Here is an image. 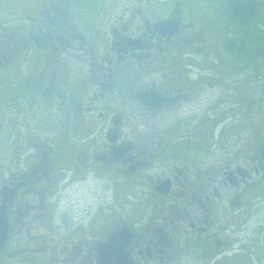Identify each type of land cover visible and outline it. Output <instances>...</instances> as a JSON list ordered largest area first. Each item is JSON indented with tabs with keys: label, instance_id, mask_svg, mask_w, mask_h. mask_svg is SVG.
<instances>
[{
	"label": "flooded vegetation",
	"instance_id": "af4514ba",
	"mask_svg": "<svg viewBox=\"0 0 264 264\" xmlns=\"http://www.w3.org/2000/svg\"><path fill=\"white\" fill-rule=\"evenodd\" d=\"M71 3L20 0L9 20L0 12V264H98L99 253L125 264H252L244 239L264 216L255 102L240 109L234 73L201 70L203 28L179 3L155 16L135 0L110 25L111 11L100 26L85 19L90 36ZM142 62L163 64L167 77L129 94ZM211 84L221 93L202 115ZM129 104L144 115L166 108L172 124L139 134Z\"/></svg>",
	"mask_w": 264,
	"mask_h": 264
},
{
	"label": "rangeland",
	"instance_id": "374dc122",
	"mask_svg": "<svg viewBox=\"0 0 264 264\" xmlns=\"http://www.w3.org/2000/svg\"><path fill=\"white\" fill-rule=\"evenodd\" d=\"M24 1V0H21ZM73 4L71 8V14H73L75 17H77L79 20L78 25L79 27L86 32L87 35L90 36L91 34V28L89 25L85 23V19L90 22V24H94L95 26H100L101 23H103L102 14H108V12H112L111 16L106 18L105 24L110 25L111 22H113L116 18H119L120 14H123V17H126L128 14L127 9L129 10L130 6L132 4H135V0H70ZM142 2H148L152 9L155 10L153 15H157L158 11H164L171 8L176 7V4H180V8L183 9L182 16L186 17L187 19L195 18L197 21V24L200 25L203 28V34H204V43H205V49L204 53H202L201 62V70H206L205 72H208L209 74H212L214 72H220L224 76H230L231 74H235L229 82L233 81L232 87H234L236 90L234 91V94H237L235 99L239 102L240 109L242 110L245 106V103L252 99L253 102H255L256 110L255 112V128L257 133L261 132V130L264 129V46H262L260 43L255 44V47H257L258 52L260 54H263L262 57H260L259 61H256L255 59H251L248 63L254 65L255 68L251 67L250 65H243L241 62L237 59V54L233 53L231 51H228L227 49L224 50L222 48L223 40L229 39V38H236L237 35L234 32L233 23L226 15L225 17L219 12L223 8L221 4H218L214 0H140ZM20 0H0V12L2 10L5 11V20H9L13 16H15V11L11 8L9 9L8 6L15 5L18 6V3ZM257 2V10L258 14L255 17V26L257 33H259V36L261 33L264 34V28L257 27L258 25L263 26L264 21V0H256ZM10 3V4H9ZM115 3V4H114ZM114 4V5H113ZM178 6V5H177ZM179 7V6H178ZM93 22V23H92ZM14 23V22H13ZM10 22L9 24H12ZM84 23V24H83ZM93 25V26H94ZM93 32V31H92ZM231 33H234L232 37H230ZM264 37V36H263ZM237 44V43H236ZM183 48L180 49L182 51ZM177 59H175L172 62H168L166 64L167 70L170 69H178L177 65ZM141 64V63H140ZM257 64V65H255ZM259 64V65H258ZM70 65L75 66V63H68V68L73 69ZM78 65V64H77ZM242 65V67H240ZM83 65H78L77 67L81 68V70H85V68L82 67ZM163 64L153 63L149 65H145L144 62H142L141 67L133 66L131 65V72L130 77H133L131 82H128V91L129 94L132 92L131 89H135L136 87H143V86H157L161 80H163L165 77H167L168 72L162 71ZM256 71V72H255ZM76 78L74 77H68V80H66L68 83L73 84L75 82ZM63 82V80H60ZM171 82H166L165 86H173L170 84ZM228 85V86H230ZM82 86L79 88L81 91L83 89ZM132 87V88H131ZM220 86L217 85H204L201 86V88L205 89L204 91L200 92V105L197 107L199 108V111L202 112V115L204 113V110L211 111L212 108V101L215 100L220 92ZM70 93L69 91H66ZM146 89L142 90V93H145ZM141 96V95H140ZM6 102H9V97L3 96V100L1 103H4L6 106L3 108L6 110V112H10L11 104H8ZM57 102H51L48 101V126L50 128L51 124V118L54 117V120L56 121L58 112L57 109H54L55 104ZM207 103L208 107H204L203 104ZM226 105V104H225ZM122 106V105H121ZM37 107V105H36ZM122 108V107H121ZM124 108V107H123ZM22 110V111H20ZM4 111V110H3ZM225 112L226 110L223 109ZM143 112H145L142 108L137 107V105H130L128 106V121L131 123L137 133H141L142 131H146L148 134L149 132L151 134H158L162 131H166L170 125L172 124L171 118H170V112L168 109H164V111H160V115L157 114H151V115H144ZM18 114L25 115L26 110L24 106H21L18 108L17 112ZM36 113V112H34ZM33 113V114H34ZM157 113V111H156ZM38 114V113H36ZM209 115V114H208ZM210 116V115H209ZM12 117V116H11ZM210 118V117H209ZM235 123H241L240 119H235ZM55 124V123H53ZM188 129H190L189 124L186 125ZM27 129H29L32 133L33 130L30 126L26 125L24 126ZM55 127V126H54ZM173 127V126H172ZM171 127V128H172ZM17 129L20 131L22 130L21 127L17 126ZM66 179L63 181L61 185L67 184ZM73 188V187H72ZM69 190V189H68ZM73 198L76 197L74 193H71ZM79 200V199H78ZM255 224L252 228H250L249 231H246V242L245 245H247V242L249 244L250 251V258L252 264H264V231L256 232V234H253L254 231L264 229V216L257 217L254 221ZM247 247V246H246Z\"/></svg>",
	"mask_w": 264,
	"mask_h": 264
},
{
	"label": "trees",
	"instance_id": "16d2710c",
	"mask_svg": "<svg viewBox=\"0 0 264 264\" xmlns=\"http://www.w3.org/2000/svg\"><path fill=\"white\" fill-rule=\"evenodd\" d=\"M218 4L222 5L221 11H219L224 17L227 15L233 23V29L237 37H232L234 33H231L229 39H224L222 48L224 50L231 51L237 54V59L243 65H250L255 68L254 65L248 63L251 59L259 61L263 54L258 52L255 44L260 43L264 46V34L256 31L255 17L258 14L256 0H214ZM259 28H264L258 25ZM237 43V44H236ZM264 48V47H263ZM257 65V64H255ZM259 65V64H258ZM242 67V65L240 66ZM256 72V71H255ZM252 101V99H251ZM147 110V109H146Z\"/></svg>",
	"mask_w": 264,
	"mask_h": 264
},
{
	"label": "water",
	"instance_id": "95a60500",
	"mask_svg": "<svg viewBox=\"0 0 264 264\" xmlns=\"http://www.w3.org/2000/svg\"><path fill=\"white\" fill-rule=\"evenodd\" d=\"M98 257L100 259L98 264H125V262H124L125 256L124 257L123 256H117V255H109L108 256V255L99 253Z\"/></svg>",
	"mask_w": 264,
	"mask_h": 264
}]
</instances>
